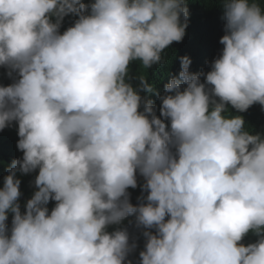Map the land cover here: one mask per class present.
Here are the masks:
<instances>
[{"label": "clouds", "instance_id": "obj_1", "mask_svg": "<svg viewBox=\"0 0 264 264\" xmlns=\"http://www.w3.org/2000/svg\"><path fill=\"white\" fill-rule=\"evenodd\" d=\"M190 3L0 0V264H264V0Z\"/></svg>", "mask_w": 264, "mask_h": 264}, {"label": "trees", "instance_id": "obj_2", "mask_svg": "<svg viewBox=\"0 0 264 264\" xmlns=\"http://www.w3.org/2000/svg\"><path fill=\"white\" fill-rule=\"evenodd\" d=\"M190 2L191 3L189 4V6L192 8L195 18V29L192 33L194 35H196V33L205 34L213 25V23H215L216 10L219 8L223 10L221 0H190ZM186 49L194 50L192 45H188ZM174 59V55L167 56L166 64L169 65L151 72V74L147 76L149 82L153 83L156 87H160L162 84V77L166 76L168 72L171 71L170 69L175 66ZM143 71L146 72L147 70ZM173 72L178 74L179 70H175ZM7 73V69L0 67V84L8 85L13 82L11 81V78H9ZM130 74L134 78L132 80V83L134 85H138V79H136V77H138L140 74H138V72H130ZM254 107V110L250 114V119L247 120V128L252 132L260 131L262 134H264V106L257 104ZM15 138H19L18 125H16L15 123L0 131V165L3 157L7 153L8 142ZM136 202L138 203V198L136 199Z\"/></svg>", "mask_w": 264, "mask_h": 264}]
</instances>
